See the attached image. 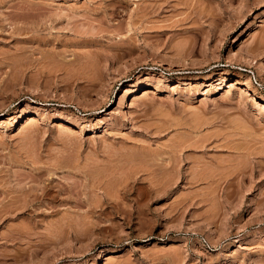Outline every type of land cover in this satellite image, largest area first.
<instances>
[{"label": "rangeland", "instance_id": "rangeland-1", "mask_svg": "<svg viewBox=\"0 0 264 264\" xmlns=\"http://www.w3.org/2000/svg\"><path fill=\"white\" fill-rule=\"evenodd\" d=\"M262 103L264 0H0V264H264Z\"/></svg>", "mask_w": 264, "mask_h": 264}, {"label": "bare ground", "instance_id": "bare-ground-1", "mask_svg": "<svg viewBox=\"0 0 264 264\" xmlns=\"http://www.w3.org/2000/svg\"><path fill=\"white\" fill-rule=\"evenodd\" d=\"M148 73H149V72H148ZM148 73H147V74H148ZM148 75H149V74H148ZM148 75L146 76V78L148 77ZM150 75H151V74H150ZM153 75H154V74H153ZM162 77H164V76H162ZM148 78H150V77H148ZM150 79H151V78H150ZM160 79H161V78H160ZM162 79H163V78H162ZM166 79H167V78H166ZM222 80H224V79H222ZM163 81H164V80H163ZM161 82H162V81H161ZM164 82H165V81H164ZM157 85H158V84H157ZM157 85H156L155 87H157ZM155 87H154V88H155ZM157 88H158V87H157ZM157 88H155V89H157ZM158 90H160V89H158ZM241 90H242V89H241ZM243 90H244V89H243ZM243 90H242V91H243ZM148 92H149V91H148ZM144 93L146 94V91H145ZM152 93H153V92H152ZM143 95H144V94H143ZM252 101H254V100H252ZM261 105H262V106H260V107H263V106H264V103H262ZM31 119H35V118H34V117L32 118V116H31ZM31 119H30V120H31ZM32 121H33V120H32ZM56 122H57V121H56ZM60 125H61V124H60ZM53 126H55V123H54ZM57 126H58V123H57L56 127H57ZM58 127H61V126H58ZM172 158H173V157H172ZM167 161H168V160H167ZM174 161H177V160H174ZM165 165H166V164H165ZM152 167H153V166H152ZM163 167H164V166H163ZM154 168H155V167H154ZM197 170H198V169H197ZM154 171H155V170H154ZM198 171H199V170H198ZM186 173H187V172H186ZM40 175H41V174H40ZM42 175H43V174H42ZM173 175H174V174H173ZM38 176H39V175H38ZM196 177H197V176H196ZM205 177H206V176H205ZM17 179H18V178H17ZM152 179H153V178H152ZM194 179H195V178H194ZM188 180H190V179H188ZM90 186H91V185H90ZM45 187H47V186H45ZM45 187L43 186L44 189H45ZM28 188H29V187H28ZM32 188H33V187H32ZM44 189H41V190L44 191ZM34 190H35V189H33V191H34ZM39 190H40V189H39ZM45 190H46V189H45ZM11 191H12V190H11ZM29 191H30V190H29ZM37 191H38V189H37ZM43 191H40V192L43 193V194L45 195V193H44ZM46 191H47V190H46ZM18 193H19V192H18ZM20 193H22V192H20ZM41 193H40V195H39L38 193H36V190H35V193H34V194H33V193H32V194H30V193H29V194L26 193V195L28 196V199H27V200H26V199L24 200V202L27 201V202L25 203V205H23V203L20 204V205H19V203H18V205H15V204H17V202L15 201L16 203L13 202V203H15V204H11V205L8 204L9 207L7 206L8 208L6 207L5 209H7V210L9 209L10 211H8V212H11V211H13V210L15 211V210H18V209H20V208H24L25 206L28 207L29 205H30V207L37 206V203H36L37 201H34V200H36L38 197L43 199V197L41 196ZM48 193H49V192H48ZM48 193L46 192V195H45L46 197H47V194H48ZM17 195H18V194H17ZM44 195H43V196H44ZM40 196H41V197H40ZM45 196H44V197H45ZM23 198H25V197H23ZM39 198H38V200H40ZM42 199H41V200H42ZM46 199H47V198H46ZM41 200H40V201H41ZM47 200H48V199H47ZM47 200H46V201H47ZM12 201H13V200H12ZM18 201H19V200H18ZM21 201H22V199H21ZM40 201H39V202H40ZM43 201H44V200H43ZM46 201H45V202H46ZM22 202H23V201H22ZM39 202H38V203H39ZM84 202H85V201H84ZM20 203H21V202H20ZM41 203H42V202H41ZM41 203H39V204L41 205ZM35 204H36V205H35ZM44 204H45V203L43 202L42 205H43V206H46V208L48 207V208H51V209H52V208L55 207V206L53 205L54 203L52 204V202H47V205H44ZM87 204H88V203H87ZM87 206H88V205H87ZM37 207H38V206H37ZM37 207H36V209H37ZM39 207H40V206H39ZM89 207H90V205H89ZM0 208H1V207H0ZM33 208H35V207H33ZM3 210H4V209H3ZM20 210H21V209H20ZM28 210H29V209H28ZM33 221H34V220H33Z\"/></svg>", "mask_w": 264, "mask_h": 264}]
</instances>
